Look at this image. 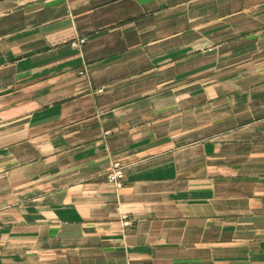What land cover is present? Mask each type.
I'll return each instance as SVG.
<instances>
[{
    "label": "crops",
    "instance_id": "1",
    "mask_svg": "<svg viewBox=\"0 0 264 264\" xmlns=\"http://www.w3.org/2000/svg\"><path fill=\"white\" fill-rule=\"evenodd\" d=\"M0 264H264V0H0Z\"/></svg>",
    "mask_w": 264,
    "mask_h": 264
},
{
    "label": "built area",
    "instance_id": "2",
    "mask_svg": "<svg viewBox=\"0 0 264 264\" xmlns=\"http://www.w3.org/2000/svg\"><path fill=\"white\" fill-rule=\"evenodd\" d=\"M79 42H84V39H80ZM125 167L120 161H115L107 173V180L117 187H121L125 178Z\"/></svg>",
    "mask_w": 264,
    "mask_h": 264
}]
</instances>
